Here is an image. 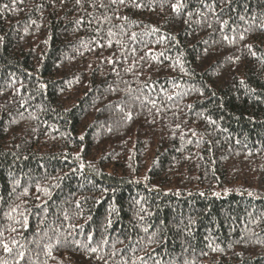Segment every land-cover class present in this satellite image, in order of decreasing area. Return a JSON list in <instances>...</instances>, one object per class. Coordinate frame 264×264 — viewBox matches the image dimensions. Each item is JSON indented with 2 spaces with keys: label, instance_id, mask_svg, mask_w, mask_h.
<instances>
[{
  "label": "trees",
  "instance_id": "16d2710c",
  "mask_svg": "<svg viewBox=\"0 0 264 264\" xmlns=\"http://www.w3.org/2000/svg\"><path fill=\"white\" fill-rule=\"evenodd\" d=\"M175 3L0 0V264H264V0Z\"/></svg>",
  "mask_w": 264,
  "mask_h": 264
},
{
  "label": "snow or ice",
  "instance_id": "6c2138e0",
  "mask_svg": "<svg viewBox=\"0 0 264 264\" xmlns=\"http://www.w3.org/2000/svg\"><path fill=\"white\" fill-rule=\"evenodd\" d=\"M117 2H119L120 4H124L125 0H112L113 4H116ZM225 2L230 4L231 0H225ZM77 3H80V0H77ZM183 6H184L183 0H176V3L172 5V9H173L174 12L178 13ZM100 7H104L103 3H101ZM124 19H126V17ZM217 22L221 23V27L227 25V23H228V21H226V20L220 21L219 19H218ZM209 27H211V25H209ZM225 39H227V37H225ZM240 39L243 40V39H245V37L243 35H241ZM247 47H248L249 51L251 52L252 51V46L248 45ZM252 55L255 56V53L253 52ZM241 83H243V81H241ZM4 248H5V250H10L6 243L4 244ZM93 251H95V249H93ZM22 256H23V253H21V257Z\"/></svg>",
  "mask_w": 264,
  "mask_h": 264
}]
</instances>
